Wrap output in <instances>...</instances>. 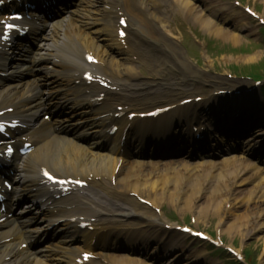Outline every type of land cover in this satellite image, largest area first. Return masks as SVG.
Masks as SVG:
<instances>
[{
	"label": "bare ground",
	"instance_id": "bare-ground-1",
	"mask_svg": "<svg viewBox=\"0 0 264 264\" xmlns=\"http://www.w3.org/2000/svg\"><path fill=\"white\" fill-rule=\"evenodd\" d=\"M60 1L64 3L63 0ZM196 2V0H169L167 7L166 0H87L84 8L73 10L74 13L80 14L79 23L73 18L69 24L67 20L61 21L60 23L64 25L59 30L42 34V39L34 48L30 44L31 50L27 49L20 55L23 58L17 57L8 64L4 61L0 63L3 72L17 70L16 72L31 73V77L14 75L6 81L0 80V107L12 103L18 108L17 114L25 117L22 119L28 122L34 119L40 124L34 136L36 148L28 158L21 160L18 169L19 179L27 184L24 187H17L15 195L27 196L26 198L33 202L40 192L30 189L36 188L39 171L45 165H49L48 168L53 172L79 177L89 185L87 189H82L77 197L58 202L50 201L40 208L39 212L24 209V206L16 212L11 207L12 203L7 204V208L14 214L9 220L0 224V228L2 227L0 238L5 237L10 230L17 231L18 234L13 239L0 243V264H31V259L33 264L37 263L29 250L17 248L16 238L21 234L31 237L38 232L37 226L28 227V222L34 224L35 218L40 219L45 207L48 209L45 210V216L56 215L58 217L56 223L62 225L66 221L67 224L59 228L62 234L58 244L47 246L46 243H39L35 248L38 252L39 264H75L80 258L79 253L96 250L102 259V264H155L153 261L159 264H180L182 261V264H212L203 260L201 256L184 252L180 239L170 244L164 243L166 246L156 241L158 233L152 229L160 232L169 225L161 214L155 212L162 208L163 202L171 205L180 214L192 213L198 223L211 219L212 214L217 213L212 207L219 201L223 202L222 209L227 206L228 213H231L232 208L236 207L235 199L243 194L248 203L246 209L248 213L253 212V215L248 214L243 221H238L235 215L234 222H228L229 218H219L216 223L219 235L223 233L232 237L231 234L238 232L243 237L249 234L257 236L256 234H260L264 229V178L254 180L255 183L250 186L253 176L250 173L254 172L255 177H260L261 170H251V165L245 163L246 159L243 157L258 150L264 137L258 135L255 140L242 144L243 156L230 155L217 160L194 163L174 159L164 161L158 166L154 164L155 161L131 160L129 154L132 152L123 156L115 139L106 134L111 129L112 122L125 126L129 123L126 120L130 114L139 115L153 110L147 108L152 104L147 102L151 97L164 91L156 87L147 88L137 82L139 64L146 63L149 67H156L148 53L158 59L157 64L160 66L158 65L157 68L165 62V56L170 54L188 72L196 69L189 60L182 57L176 43L171 42L172 33L168 22L174 15L200 24L202 31L210 36L216 35L234 44L242 38L238 32L245 29V23L223 10L196 5ZM262 2L264 4V0ZM200 7L203 9L200 10ZM121 12L128 21L125 45H122L116 30L118 25L116 19ZM262 18L264 20V14ZM223 23L227 25H222ZM65 33L78 39L84 55L93 51L99 64L87 65L83 55V61L70 58L71 66L65 72L58 70L57 74L52 73L47 67L54 66L52 55L42 53L41 43L45 37L55 39ZM249 33L253 34V31ZM87 69H94L97 75L107 81L108 87L102 88L97 83H93L91 87L76 86L75 82L81 79ZM53 76H56L54 81L58 84V93L55 97L50 96L51 89L46 88V84L51 82ZM5 82L9 83L4 84ZM60 91L65 92L61 94ZM93 92L94 94L104 92L105 98L97 103L93 101ZM216 96L218 99L223 98V95L216 94ZM242 96L246 97V95ZM207 97L205 100L207 109L222 116L221 125L227 126L228 123L233 122L238 113H242L241 119L243 116L244 120L249 122H255L258 117L264 118V106L260 105L261 95H257L253 101L238 99L234 110L225 109V114L220 110V107H225L224 104L222 106L216 104L212 109V102L209 100L212 99L213 94ZM56 101L53 108L62 115H58L55 123L47 128L35 119L36 114L39 107ZM180 102L176 99L168 104L172 108L158 119L159 125L166 128L175 125L176 122H173L175 116L188 112V107L187 109L178 107ZM160 107L163 106L154 108ZM259 107L261 110L257 113ZM116 114H120L122 118L116 119ZM225 118L227 121L224 120ZM194 120L195 118H187L186 115L179 118V122L185 123ZM138 121L137 116L131 120V124ZM137 133L127 132L130 135L127 147L131 144L133 147L138 146L137 143L143 133L139 131ZM63 134H67V137ZM142 199L149 203L147 207L140 203ZM252 206L256 208L253 209ZM83 217L94 218L95 228L88 231L83 236L84 239L78 240L80 242L77 243L84 246V249L74 248L75 242H72L79 234L71 227L73 225L71 220L74 219L79 223L80 218ZM134 217L138 219L137 222L128 223V219ZM107 227L111 230L124 231L114 232V240L104 239L103 234L107 232ZM40 236L47 237L49 233ZM54 236L53 240L56 241ZM120 236L123 241L120 240ZM95 241L96 243L93 244ZM108 244L110 248L106 246ZM122 247L127 251L119 249L118 251L123 252L108 253ZM231 247L241 254V249ZM45 249L51 253V257H48L49 252H44ZM261 251L264 253V237ZM167 255L170 258L164 262ZM5 256H8V259H5ZM149 258L151 260L146 262Z\"/></svg>",
	"mask_w": 264,
	"mask_h": 264
},
{
	"label": "rangeland",
	"instance_id": "rangeland-1",
	"mask_svg": "<svg viewBox=\"0 0 264 264\" xmlns=\"http://www.w3.org/2000/svg\"><path fill=\"white\" fill-rule=\"evenodd\" d=\"M205 4L215 7V9L226 10L225 12L227 14L230 13L229 15L233 13L234 16L240 17L246 25L251 17L248 15L243 16L241 9H244L245 6L254 9L261 16L264 14L262 0H207ZM197 9L199 10V8ZM201 9L203 7H200ZM222 25L227 24L223 23ZM170 26L177 37L175 41L171 42L176 43L177 50L182 57L189 60L192 63V67L194 66L196 69L193 68V72H188L170 54L165 56V62L161 67L157 68L158 65L160 66V64H157L158 59L153 58V55L148 53L156 67H149L146 63L141 64L138 69V84L151 89L157 86H161L164 89L171 86V88H167L161 94L151 97V100L160 101L173 97L183 98L185 96L207 95L212 93L219 85L225 86V84H222L224 82L229 83L225 87L235 86L234 88H250L253 85V82L250 80L242 79V75H233L239 72L237 71L239 69H236L234 66H238L243 70L249 64H254L264 59V48H261L264 44V38L260 36V34H264V26H259L257 22L252 23L251 28L256 32L255 35L241 38L235 44L216 35L210 36L208 33L202 31L198 23H193L192 25L187 21L174 19ZM241 32L243 33L244 31ZM142 65L144 67H141ZM260 86L263 89L262 95L264 98V79L260 83ZM224 89L226 88H222L221 90ZM247 97L250 100L256 96H253V92H249L247 93ZM235 200L236 207L235 209L232 208L231 213H228L226 208L223 210L221 205L223 202L219 201L212 207L213 210H217V213L212 214L213 217L211 219H206L204 222H196V224H194L195 216L192 213L186 212L185 214H180L171 205L163 202L162 208L155 210V212L161 214L168 223L173 225L171 228L168 225L166 229H161L162 231L160 232L152 229L155 233H158L156 241L164 245V243L170 244L180 239L184 252L201 256L203 260L212 264H246L235 263L237 260L224 250H216L209 244L197 242L185 235H179V232L176 231L177 225L186 224L200 230H205L216 239L219 237L216 228L219 218H229L228 222H234L235 217H238V221H243L244 218L248 217V214L250 216L253 215V212L252 214L248 213L249 211L246 209V204L248 203L243 194ZM142 205L147 207L145 204ZM252 208L255 209L256 207L252 206ZM137 220L135 217L130 218L128 219V223L135 224ZM231 235L232 237L222 233L221 238L225 242V247L234 246L235 248L245 250V252H249L247 253L248 262L250 261L251 264H264V253L261 251L264 229L260 234H256L257 236L249 234L243 237L238 232ZM169 258L168 255L163 261L166 262ZM146 262H149V260ZM182 263L183 261L180 262V264Z\"/></svg>",
	"mask_w": 264,
	"mask_h": 264
},
{
	"label": "snow or ice",
	"instance_id": "snow-or-ice-1",
	"mask_svg": "<svg viewBox=\"0 0 264 264\" xmlns=\"http://www.w3.org/2000/svg\"><path fill=\"white\" fill-rule=\"evenodd\" d=\"M7 27H12V25H7ZM0 127H2V125H0ZM87 258V257H86Z\"/></svg>",
	"mask_w": 264,
	"mask_h": 264
}]
</instances>
